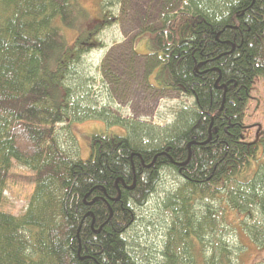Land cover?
Masks as SVG:
<instances>
[{"label":"trees","instance_id":"obj_1","mask_svg":"<svg viewBox=\"0 0 264 264\" xmlns=\"http://www.w3.org/2000/svg\"><path fill=\"white\" fill-rule=\"evenodd\" d=\"M124 1L99 0L95 27L70 41L80 0H0V264H148L128 232L166 175L175 185L151 262L240 264L230 225L264 244V130L251 139L246 124L254 82L264 85V0H165L181 8L151 32L146 56L161 88L192 101L165 126L99 108L79 69ZM91 119L121 130L94 135L82 159L71 127ZM14 163L34 173L19 216L1 210Z\"/></svg>","mask_w":264,"mask_h":264},{"label":"rangeland","instance_id":"obj_2","mask_svg":"<svg viewBox=\"0 0 264 264\" xmlns=\"http://www.w3.org/2000/svg\"><path fill=\"white\" fill-rule=\"evenodd\" d=\"M168 1L166 5L165 0H125L121 8H109L118 20L101 26L97 38L102 46L91 47L79 67L83 76L94 84L93 94L94 97L98 96L96 100L99 108L104 107L109 113L124 118L165 126L173 122L179 108L184 104H192L191 100L180 93L160 87L162 67L159 64L150 65V57L146 56L150 48L151 32L161 28L162 19L170 10L181 8L180 4ZM80 5L85 16L74 19L73 29H65V36L70 41L77 32L95 27L93 19L101 15L99 0H80ZM246 124L251 139L262 135L264 85L261 78L254 82V91L246 111ZM64 129L62 124L57 126L61 137L66 139ZM120 130L100 119L73 123L71 127L82 159L89 157L94 135H109ZM33 175L32 170L14 163L1 210L16 216L25 212L34 186ZM174 185L173 175H166L158 192L136 211L137 222L128 232V238L136 255L144 259L143 262L157 259L158 252L163 251L168 218L162 202ZM239 218L233 212L228 223L232 221L239 224ZM227 227L229 243L236 260L240 264H264V244L253 242L239 225L236 228L232 225ZM151 260L148 264H154Z\"/></svg>","mask_w":264,"mask_h":264}]
</instances>
